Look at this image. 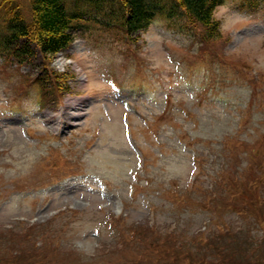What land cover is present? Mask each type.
Listing matches in <instances>:
<instances>
[{"label": "rangeland", "instance_id": "obj_1", "mask_svg": "<svg viewBox=\"0 0 264 264\" xmlns=\"http://www.w3.org/2000/svg\"><path fill=\"white\" fill-rule=\"evenodd\" d=\"M78 1L51 88L0 56V264H264V0L135 39Z\"/></svg>", "mask_w": 264, "mask_h": 264}, {"label": "trees", "instance_id": "obj_2", "mask_svg": "<svg viewBox=\"0 0 264 264\" xmlns=\"http://www.w3.org/2000/svg\"><path fill=\"white\" fill-rule=\"evenodd\" d=\"M106 0H79L85 5L99 6ZM112 4L108 27H123L128 37L148 27L159 14L167 17L186 16L206 28L204 36L220 34L215 20L216 8L224 0H108ZM108 11V9H107ZM82 9L71 10L66 0H0V56L19 66L27 65L41 79L43 89L51 88L50 56L68 49L83 28V21L95 18ZM118 25V26H117ZM34 75V74H32ZM34 77V76H32Z\"/></svg>", "mask_w": 264, "mask_h": 264}]
</instances>
